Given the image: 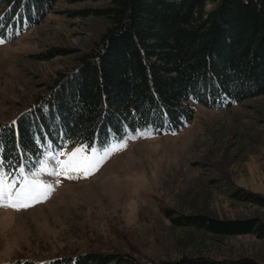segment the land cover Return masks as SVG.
<instances>
[{"label":"rangeland","instance_id":"rangeland-1","mask_svg":"<svg viewBox=\"0 0 264 264\" xmlns=\"http://www.w3.org/2000/svg\"><path fill=\"white\" fill-rule=\"evenodd\" d=\"M108 4L58 0L41 24L11 40L0 34V124L16 123L60 74L74 71L110 26L93 12ZM214 5L208 2L205 9ZM53 49L60 52L39 56ZM193 104L194 118L178 130L140 128L95 145L126 141L87 177L41 171L58 170L57 160L43 154L25 175L35 173L31 179L54 190L26 209L0 207V264H50L84 252H127L144 262L206 256L264 264V237L217 236L173 221L204 215L264 222V204L252 199H264V94L224 109Z\"/></svg>","mask_w":264,"mask_h":264},{"label":"trees","instance_id":"trees-1","mask_svg":"<svg viewBox=\"0 0 264 264\" xmlns=\"http://www.w3.org/2000/svg\"><path fill=\"white\" fill-rule=\"evenodd\" d=\"M57 1L0 0L1 36L11 40L41 24ZM106 1L107 6L93 12L110 26L74 71L60 74L16 123L0 124V160L6 172L15 174L22 165L31 170L47 142L55 150L75 143L102 146L140 128L178 130L194 118L193 103L224 109L264 94V0ZM208 2L215 5L206 10ZM252 199L264 204L260 196ZM173 221L217 236L264 237V222L258 218L197 215ZM50 264L260 263L206 256L144 262L127 252H84Z\"/></svg>","mask_w":264,"mask_h":264},{"label":"snow or ice","instance_id":"snow-or-ice-1","mask_svg":"<svg viewBox=\"0 0 264 264\" xmlns=\"http://www.w3.org/2000/svg\"><path fill=\"white\" fill-rule=\"evenodd\" d=\"M0 43H3V41L0 40ZM39 142L37 140V143ZM46 147L49 151L45 152L44 155L57 160L58 170L56 168L48 169L42 167L41 171H47L49 175L56 177L68 175V173H77L87 177L99 170L111 154L126 147V141L110 144L100 149L95 146L81 145L74 148L71 152H56L51 142H47ZM59 156H66V159L59 161ZM17 171L19 172V177L12 172H6L4 162L0 160V207L20 210L32 207L36 203H41L48 199L54 190L52 184L44 183L39 179H31L30 177L35 175V173L30 172L26 176L23 165ZM69 178L74 177L69 176ZM18 184L19 186H17Z\"/></svg>","mask_w":264,"mask_h":264},{"label":"bare ground","instance_id":"bare-ground-1","mask_svg":"<svg viewBox=\"0 0 264 264\" xmlns=\"http://www.w3.org/2000/svg\"><path fill=\"white\" fill-rule=\"evenodd\" d=\"M150 145V144H149ZM142 146V145H141ZM152 147L156 146V143L151 144ZM151 149V148H150Z\"/></svg>","mask_w":264,"mask_h":264}]
</instances>
